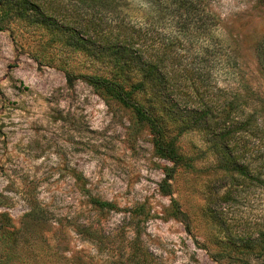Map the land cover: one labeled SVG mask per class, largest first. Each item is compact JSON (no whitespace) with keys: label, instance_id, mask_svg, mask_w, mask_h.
Masks as SVG:
<instances>
[{"label":"rangeland","instance_id":"obj_1","mask_svg":"<svg viewBox=\"0 0 264 264\" xmlns=\"http://www.w3.org/2000/svg\"><path fill=\"white\" fill-rule=\"evenodd\" d=\"M213 9L239 73L264 96V3ZM99 63L54 29L0 26V264H138L139 248L155 264H264V161L251 155V179L224 169L204 131L176 136L147 84L136 97L187 158L160 156L149 125L81 76ZM92 197L114 206L101 211ZM91 221L111 238L78 233Z\"/></svg>","mask_w":264,"mask_h":264},{"label":"trees","instance_id":"obj_2","mask_svg":"<svg viewBox=\"0 0 264 264\" xmlns=\"http://www.w3.org/2000/svg\"><path fill=\"white\" fill-rule=\"evenodd\" d=\"M13 20L59 31L68 46L100 62L101 73L81 76L149 125L160 156L176 163L187 158L175 155L173 139L146 105L149 99L136 97L147 84L164 114L176 117V136L204 131L224 169L251 179V155L264 161V96L239 73L213 0H0V26ZM258 61L264 74V49ZM232 195L228 189L223 201ZM89 202L101 211L114 206L95 197ZM84 222L78 233L100 243L111 238L98 223ZM132 253L138 264H155L147 249Z\"/></svg>","mask_w":264,"mask_h":264}]
</instances>
